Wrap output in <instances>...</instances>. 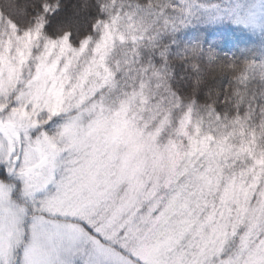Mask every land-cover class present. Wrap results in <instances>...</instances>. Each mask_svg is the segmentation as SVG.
Masks as SVG:
<instances>
[{"label":"snow or ice","instance_id":"1","mask_svg":"<svg viewBox=\"0 0 264 264\" xmlns=\"http://www.w3.org/2000/svg\"><path fill=\"white\" fill-rule=\"evenodd\" d=\"M0 264H264V0H0Z\"/></svg>","mask_w":264,"mask_h":264}]
</instances>
